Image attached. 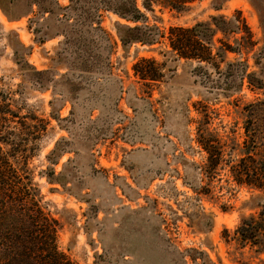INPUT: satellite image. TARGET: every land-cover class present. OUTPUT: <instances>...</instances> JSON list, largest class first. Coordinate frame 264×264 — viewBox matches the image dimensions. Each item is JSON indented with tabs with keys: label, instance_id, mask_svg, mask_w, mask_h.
<instances>
[{
	"label": "rangeland",
	"instance_id": "1",
	"mask_svg": "<svg viewBox=\"0 0 264 264\" xmlns=\"http://www.w3.org/2000/svg\"><path fill=\"white\" fill-rule=\"evenodd\" d=\"M121 1L59 0L64 9L54 7L52 18L34 7L11 22L0 9V98L20 116L49 121L39 146L27 147L35 148V180L60 225L59 251L73 264H263L264 254L227 245L222 232L257 213L254 199L264 202V192L229 183L224 174L205 180L199 168L205 153L195 141L201 108L218 132L242 134L234 104L264 100L258 11L249 0H197L180 12L146 10L137 0L145 22L134 23L112 11ZM233 17L246 21L251 36L217 35L211 63L171 53L173 28ZM118 23L152 27L159 43L124 48ZM142 59L156 61L160 81L135 75ZM18 61L48 70L47 89L28 79ZM248 74L263 88L250 87ZM51 101L61 123L50 118ZM254 114L251 127L264 134V113ZM61 139L64 152L51 163L47 156ZM50 168L62 173L65 187L39 175Z\"/></svg>",
	"mask_w": 264,
	"mask_h": 264
},
{
	"label": "trees",
	"instance_id": "2",
	"mask_svg": "<svg viewBox=\"0 0 264 264\" xmlns=\"http://www.w3.org/2000/svg\"><path fill=\"white\" fill-rule=\"evenodd\" d=\"M196 1L143 0L142 5L150 11H153L155 5H160L171 11L180 12ZM249 1L258 11L264 29V0ZM34 7L51 18L55 13L54 7L58 11L64 9L59 0H0V9L10 22L28 17L34 12ZM111 9L127 21L145 22V16L137 0H122ZM153 30L154 28L147 25L117 24V35L124 48L137 43L156 45L159 42L152 36ZM228 31L251 36L244 19L233 17L226 21L223 18H213L211 24L173 28L167 38L168 46L171 53L177 54L180 58L211 63V59H214L213 51L216 49V36L226 34ZM224 50L229 51V48ZM18 63L20 70L28 79L36 80L40 88L47 89L45 77L49 75L48 70L38 71L24 61ZM160 71V67L153 59H142L134 66L135 75L145 82L160 81L163 76ZM246 78L250 87L263 88L262 82L255 84L253 74H248ZM241 85L242 83L239 87ZM6 101L8 102L0 98V264H73L58 249L60 225L47 211L44 195L35 180V170L31 167V152L35 148L27 147L29 143L33 145L37 143L47 130L49 121L38 120L32 114L20 116L14 110L12 102ZM50 105L53 109L50 118L61 123L62 119L54 113V102L51 101ZM234 107L235 113L243 116L242 134L237 133L236 128L223 133L218 132L212 128L208 109L203 107L198 110L200 118L196 121L195 141L205 153L199 167L201 174L209 182L224 174L229 183L264 192V136H262L264 134L259 128L251 127L257 122L254 113L259 110L264 113V100L246 104L242 108L234 104ZM65 140L57 141L47 156L51 163L63 154L61 144ZM39 175L46 177L50 184L65 187L62 173L55 175L52 168L49 172H40ZM254 201H259L255 206L258 212L242 217L232 232L224 229L222 239L227 245H239L240 249L249 245L261 255L264 254V202H260V197ZM261 263L264 264L262 261Z\"/></svg>",
	"mask_w": 264,
	"mask_h": 264
}]
</instances>
